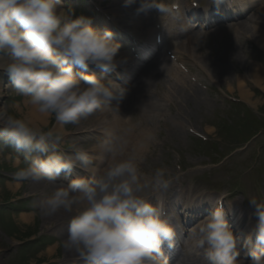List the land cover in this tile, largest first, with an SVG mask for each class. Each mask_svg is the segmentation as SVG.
<instances>
[{
	"label": "clouds",
	"instance_id": "clouds-1",
	"mask_svg": "<svg viewBox=\"0 0 264 264\" xmlns=\"http://www.w3.org/2000/svg\"><path fill=\"white\" fill-rule=\"evenodd\" d=\"M136 2L124 0V7ZM222 2L210 0L217 7ZM177 8L176 2L139 0L136 11L156 9L170 16ZM120 47L111 30L101 32L89 18H74L71 10L63 9L62 0H0V52L9 54L7 59L0 57V70L10 77L17 95L55 122L40 127L0 106V145L11 144L26 159L31 157L26 167L14 173L17 183L54 184L62 171L71 174L77 167L91 174L57 185L36 203L42 217L69 214L67 235L61 241L65 253L77 255L84 264H162V245L173 248L176 232L164 218V202L159 198L173 185L170 170H143L151 146L158 143L156 130L143 122L106 128L96 142L95 156L76 143L66 151L61 147L65 126H78L105 108L121 117L119 107L110 105L123 100L128 90L87 72L90 65L114 72ZM74 68L82 71L76 73ZM143 111L144 107L140 114ZM158 119L159 113H152L150 121ZM33 153L39 155L32 157ZM101 157L105 166L97 169L93 161ZM15 160L18 165L20 159ZM250 204L258 222L255 242L251 236L246 241L249 264H264V202L250 198ZM190 235L195 237L193 249L202 251L207 264H241L237 238L222 206Z\"/></svg>",
	"mask_w": 264,
	"mask_h": 264
},
{
	"label": "rangeland",
	"instance_id": "rangeland-1",
	"mask_svg": "<svg viewBox=\"0 0 264 264\" xmlns=\"http://www.w3.org/2000/svg\"><path fill=\"white\" fill-rule=\"evenodd\" d=\"M233 81H234V78H232V84H233ZM235 83H236V81H235ZM233 85L236 86V84H233ZM2 89H4V86L2 87ZM235 92H236L235 95H238L237 89ZM5 95H6V97H5ZM0 96H4L3 98L0 99V106L6 107L13 114H18V115L27 117L28 114L26 113V109H25V104H24L25 98L24 97L17 95L14 91H9L7 93V92H5V89L3 90V93ZM9 96H16L17 98H15V100H11V99H9L10 98ZM263 97H264V95H262V96L259 95V98H262V100L264 101ZM263 104H264V102H263ZM51 120H52V122H51ZM53 122H54L53 119L50 118L48 126H42V125H39V126L44 127V128L51 127ZM198 127L203 128L200 125H198ZM66 128H67L66 130H71V129H74L76 127H74L72 125H67ZM218 130L219 129L216 128V133L218 132ZM7 147H8V145H0V151L3 150L4 148H7ZM165 155H166V153H165ZM22 156L25 157L26 154L23 152ZM157 158L158 157L155 156L153 161L156 162ZM194 158H196V157H192V159H194ZM192 159L189 160L186 157L184 159V165L185 166L195 165L196 164L195 162H197L198 160H196L194 162ZM169 161H170V163H167V159L165 157L163 166L167 167L170 170L173 168V159H169ZM163 166L159 164V165H157V168L163 167ZM3 170L7 171V173L14 175V173L18 170V168H15L13 162L8 160L7 157L3 158L2 156H0V171H3ZM0 175H1V172H0ZM0 184H1L0 185V202L1 201L10 202L12 198L21 197L24 195H29V194L37 191V190L33 191L32 187H34V186L30 183H25L16 192H14V190L11 188L6 187V184L4 182L0 181ZM37 201H38V199H37ZM37 201H34V202L37 203ZM32 206H36V205L34 204ZM14 214H15L14 212H11V210H8L5 212H2V214L0 215V230L6 235L5 236L4 234H2L0 232V264H14V261L16 259L11 257V259H9L8 261H4L5 259L2 258V256L9 254V253H12V255H13L15 252V249L17 248V246H14L15 243L16 244H19V242L29 243L30 238L34 237L36 234L40 233L41 231L46 230V228L57 227L56 229H58V225L61 223V222L59 223V220H61V219L64 220V218L67 217V216H65L66 213L61 212L60 214L65 216L64 218L61 217L59 219L51 220L49 218L42 217L38 214L37 218L35 219V221L32 224L15 226ZM55 236H56V240L58 241V243L55 244L56 251L53 254H48L46 251L43 253H40V254L38 253V254H36V257H29L30 261H27V262L31 263V264H41V263H51V262H52V264H61V261H63L64 258L70 254L65 253V251L63 250V248L61 246L62 240L58 239V238H61V234L57 233V234H55ZM17 252L18 251H16V253Z\"/></svg>",
	"mask_w": 264,
	"mask_h": 264
},
{
	"label": "bare ground",
	"instance_id": "bare-ground-1",
	"mask_svg": "<svg viewBox=\"0 0 264 264\" xmlns=\"http://www.w3.org/2000/svg\"><path fill=\"white\" fill-rule=\"evenodd\" d=\"M134 4L137 6V8L139 7V3H134ZM134 4H132V5H134ZM261 14H262V20L264 21V9L261 10ZM140 15H141V12L138 14H135L134 17L140 16ZM133 26L138 30H142V32H144L147 29L146 22H144V21L140 22V23H135ZM142 32H140V33H142ZM245 32L252 41H255L257 43V45H259L260 47L262 46L264 49V33L263 32L257 30V28H252V27H246ZM197 41H198V39H195L192 42H197ZM5 59H7V58H5ZM117 59H118V57H117ZM203 63H205L204 65L209 69V71H211L213 73L214 76H216V79H218L221 82V84H225L228 87V90L230 92H233L234 87H236V89H238V91H239L240 97H242L243 99L251 101L253 105H257L258 103H260V100L256 99L253 96V94L247 90V88L239 80V78L235 74L231 73V69L227 63L224 64L223 62L220 61V59H213V60H210V59L205 60L204 59ZM243 65H244L245 72L247 73V75L250 78L253 79L254 83L257 86L264 88V73H263V71L258 69L251 62H248L245 60H243ZM232 78H236L237 82L234 83V84H236V86H234L232 84ZM3 90L4 89H2V85L0 84V95H2ZM24 102H25L24 104H25L26 113L28 114L27 115L28 119H30L34 124H36L38 126L39 125H42V126H48L49 125V120L51 117L39 114L33 106L26 103V98H25ZM260 104H262V103H260ZM100 116L98 114L93 115L91 117V119L82 121L78 126L89 123V124H92L93 127H96V124H98V121L100 120ZM93 119H97V120H93ZM103 120L104 119L102 117V120L100 123H102ZM119 123L122 124V122H119ZM115 124L117 125L118 122L115 121ZM65 129H66V127L64 128V132H65ZM209 133H210V131H209ZM18 165L16 164V162L14 163L15 167H18ZM42 184L49 187V185H46L44 183H42ZM22 186L23 185H21L20 183L8 184V187L13 189L14 192L18 191V189H20ZM37 187H39L38 184H34V187H32V189L33 190L37 189ZM59 216L62 217V215L59 213L54 217H50L49 219L54 220V219H57V217H59ZM19 218H20L22 223L29 224V223H32L36 219V215H34V214H22L19 216ZM45 218H48V217H45ZM55 251H56V247H50L49 250L47 251V253L53 254ZM73 256H75V254H70L66 258H70Z\"/></svg>",
	"mask_w": 264,
	"mask_h": 264
}]
</instances>
